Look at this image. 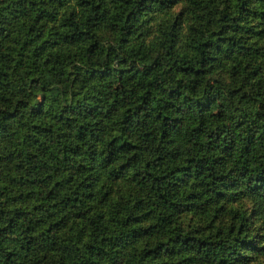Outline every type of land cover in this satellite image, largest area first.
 <instances>
[{
  "label": "trees",
  "instance_id": "trees-1",
  "mask_svg": "<svg viewBox=\"0 0 264 264\" xmlns=\"http://www.w3.org/2000/svg\"><path fill=\"white\" fill-rule=\"evenodd\" d=\"M0 264H264V0H0Z\"/></svg>",
  "mask_w": 264,
  "mask_h": 264
}]
</instances>
